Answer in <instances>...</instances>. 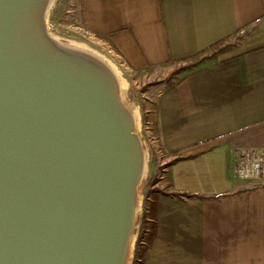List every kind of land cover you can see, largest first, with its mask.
<instances>
[{"label": "crops", "instance_id": "obj_1", "mask_svg": "<svg viewBox=\"0 0 264 264\" xmlns=\"http://www.w3.org/2000/svg\"><path fill=\"white\" fill-rule=\"evenodd\" d=\"M84 28L138 72L180 70L148 112L161 172L141 264H264V172L233 176L232 153L264 152V0H80Z\"/></svg>", "mask_w": 264, "mask_h": 264}, {"label": "water", "instance_id": "obj_2", "mask_svg": "<svg viewBox=\"0 0 264 264\" xmlns=\"http://www.w3.org/2000/svg\"><path fill=\"white\" fill-rule=\"evenodd\" d=\"M0 0V264H128L146 153L115 70Z\"/></svg>", "mask_w": 264, "mask_h": 264}, {"label": "rangeland", "instance_id": "obj_3", "mask_svg": "<svg viewBox=\"0 0 264 264\" xmlns=\"http://www.w3.org/2000/svg\"><path fill=\"white\" fill-rule=\"evenodd\" d=\"M46 24L49 33L55 38L82 42L92 50L94 49L108 57L120 71L119 81L123 102L129 110L133 107L137 108L139 114L137 133L142 139L147 162L144 177L139 186L137 232L132 242L128 264H141V252L145 249L149 239V229H151L147 210L153 204L152 192L158 189L152 186L156 183V177L161 172V150L155 133L149 124L148 112L152 109L159 90L171 83L175 78L174 73L178 69L200 62L205 57H209L215 49L192 60L176 64L167 73L162 71L138 72L122 64L107 46L103 37L84 28L80 0H52L46 13Z\"/></svg>", "mask_w": 264, "mask_h": 264}, {"label": "built area", "instance_id": "obj_4", "mask_svg": "<svg viewBox=\"0 0 264 264\" xmlns=\"http://www.w3.org/2000/svg\"><path fill=\"white\" fill-rule=\"evenodd\" d=\"M233 176L242 181H259L264 172V152L241 147L232 153Z\"/></svg>", "mask_w": 264, "mask_h": 264}, {"label": "bare ground", "instance_id": "obj_5", "mask_svg": "<svg viewBox=\"0 0 264 264\" xmlns=\"http://www.w3.org/2000/svg\"><path fill=\"white\" fill-rule=\"evenodd\" d=\"M51 2H52V0L50 1L49 6L51 5ZM58 40H60L61 42H64L65 44L69 45L72 48L79 49V50H85V51H88V52L96 55L97 57H99L100 59L105 61L109 66H111V68H113V70H115L118 77L120 78V76H121L120 71L115 67L114 63L108 57H106L105 55H102V53H99L98 51H96L94 49L92 50L91 48H89L87 45H85L82 42L69 40V39H59V38H58ZM131 110H132L133 114L135 115L136 120L138 121L139 114H138L137 108L133 107Z\"/></svg>", "mask_w": 264, "mask_h": 264}, {"label": "trees", "instance_id": "obj_6", "mask_svg": "<svg viewBox=\"0 0 264 264\" xmlns=\"http://www.w3.org/2000/svg\"><path fill=\"white\" fill-rule=\"evenodd\" d=\"M191 66H192V65H191ZM191 66L182 67V68L178 69V70L174 73V75H175L177 72H179L180 70L188 69V68L191 67ZM174 75H173V76H174ZM147 212L149 213V221H150V225H151V229H149V237H150V235H151V233H152V230H153V227H154V218H155V204H154V203L151 205L150 208H148ZM138 244H139V243H138ZM144 251H145V249H143L142 252H141V257H140V258H141V261H142V258H143V256H144Z\"/></svg>", "mask_w": 264, "mask_h": 264}]
</instances>
